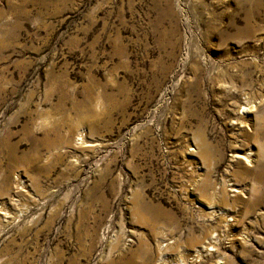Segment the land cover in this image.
Segmentation results:
<instances>
[{
  "label": "rangeland",
  "instance_id": "rangeland-1",
  "mask_svg": "<svg viewBox=\"0 0 264 264\" xmlns=\"http://www.w3.org/2000/svg\"><path fill=\"white\" fill-rule=\"evenodd\" d=\"M0 264H264V0H0Z\"/></svg>",
  "mask_w": 264,
  "mask_h": 264
}]
</instances>
